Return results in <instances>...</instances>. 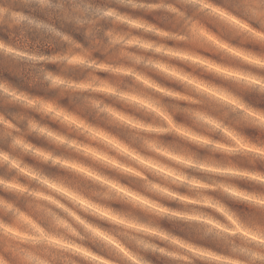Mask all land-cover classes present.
<instances>
[{
  "label": "trees",
  "instance_id": "obj_1",
  "mask_svg": "<svg viewBox=\"0 0 264 264\" xmlns=\"http://www.w3.org/2000/svg\"><path fill=\"white\" fill-rule=\"evenodd\" d=\"M45 1L46 4L41 6L33 1L0 0V8L50 28L59 34L58 38L45 30L39 33L15 28L10 32L3 24L0 26L2 40L12 42L19 36L20 49L39 57L80 54L98 64L118 65L121 62H116L119 60L116 49L108 45L107 33L117 32L111 24L112 18L92 19L91 24L79 26V5L103 12L112 11L117 16L131 19L140 18L138 11L124 10L113 0ZM203 1L216 9L215 12L204 9L198 14L207 19L208 30L229 47L259 58L261 62H240L241 58H234L243 64L239 67L218 62L241 74L240 77L220 74L217 79H206L205 84L217 89L219 96L209 93L194 96L175 84L159 83L190 99L165 98L158 105L161 114H146L144 110L143 113L120 111L117 107L133 120L153 128L167 125V117L175 127L193 136L190 139L188 135L178 136L173 132L159 136L162 140L159 147L184 156L190 162L187 165L189 169H176L179 178L172 179L178 186L164 185L163 188L169 191V201L148 195L146 180L141 176L129 173L123 179L109 177L130 192L158 202L165 212L153 215L125 202L109 207L100 197H89L80 188L69 185L79 177L72 171L51 162L35 166L24 161L23 164L37 177L25 175L24 179L17 180L19 187L0 188V256L7 264H30L26 261L29 254L49 264H68L60 255H67L66 252L55 241L83 247L99 259H93L97 264H130L117 255L123 256L120 247L106 238L98 237L95 242L87 240L79 228V216L85 226L103 233L131 255H137L143 264H264V40H257L254 36V32L264 36V0ZM152 17L147 16L143 20L158 28L173 30L170 27L174 23L170 18L158 20ZM50 70L59 76V72ZM61 76L70 79L72 75L61 73ZM110 84L117 91L127 90L115 83ZM24 86L22 90L25 92L37 94L34 91L36 87ZM48 94L40 93L38 96L48 100ZM84 120L89 126L110 134L129 150L147 156L141 140L133 136V130L120 127L115 129L117 133H112L114 131H110L104 121L92 116ZM51 185L80 195L93 205L108 206L113 214L155 229L169 240L199 253L189 255V261L168 253L140 255L133 246L134 239H131L136 237L133 229L102 214L92 217L79 213L78 207L49 189ZM79 233L84 239H79ZM166 248L171 253L172 248Z\"/></svg>",
  "mask_w": 264,
  "mask_h": 264
},
{
  "label": "rangeland",
  "instance_id": "obj_2",
  "mask_svg": "<svg viewBox=\"0 0 264 264\" xmlns=\"http://www.w3.org/2000/svg\"><path fill=\"white\" fill-rule=\"evenodd\" d=\"M26 1L41 6L46 4L45 0ZM155 1L135 3L113 0L116 6L124 10L138 11V19L79 5V26L91 24L92 19L112 18L111 24L117 32L107 33L108 45L116 49L119 59L116 62L121 61L118 65L98 64L80 54L72 57L34 56L20 49L19 36L12 42H5L1 36L3 32H0V188L19 187L16 182L24 179L25 175L37 177L23 164L24 161L35 166L51 162L79 176L69 185L80 188L89 197H100L109 207L125 202L153 215L165 212L158 202L130 192L109 177L123 179L129 173L141 176L146 180L145 191L148 195L169 201V191L164 189V185L178 186L172 177H178L176 169H189L187 165L190 162L184 156L159 147L158 143L162 141L159 136L172 132L178 136L188 135L190 139L193 136L175 127L167 117V125L153 128L120 111L143 113L144 110L146 114H161L158 105L165 98L190 99L159 83L175 84L194 96L203 93L219 96L217 89L205 84L206 79H217L220 74L241 76L239 71L229 70L220 62L239 67L243 64L234 58H241L240 62L261 61L229 47L208 30L205 24L207 19L198 14L204 9L214 12L216 9L203 0ZM147 16L158 20L170 18L174 23L170 27L173 30H164L144 21ZM3 24L10 32H14L15 28L19 31L45 30L52 32L55 38L59 37L57 32L40 23L0 8V26ZM254 36L257 40H264V36L257 32H254ZM48 69L59 72V76ZM61 73L72 76L70 79L63 78ZM110 83L126 87L127 90L117 91ZM25 84L28 88L36 87L34 91L37 94L22 90ZM40 93H50L48 100L40 98ZM117 107L121 110H117ZM90 116L104 121L110 131H114L112 133H117L115 129L120 127L133 130V136L141 140L147 156L129 150L107 132L89 126L84 118ZM40 182L46 183L42 179ZM49 189L78 207L79 213L92 217L102 214L133 229L136 237L131 239H134L133 246L140 255L147 252L168 253L189 261V255L199 253L189 246L169 240L155 229L113 214L108 206L102 208L93 205L62 187L51 185ZM78 221L87 240L95 242L96 238L104 237L120 247L123 256L117 255L121 259L130 264H143L137 255H131L103 233L85 226L80 216ZM70 232L73 233L71 229ZM82 234L79 233L80 240L84 239ZM55 242L66 252L67 255H60L68 264H97L93 259L99 260L81 246ZM166 247L172 248L171 253ZM69 250L73 252L69 253ZM3 259L0 256V264H7ZM26 261L30 264H49L32 254L27 256Z\"/></svg>",
  "mask_w": 264,
  "mask_h": 264
}]
</instances>
